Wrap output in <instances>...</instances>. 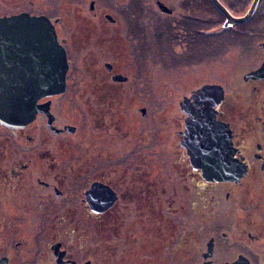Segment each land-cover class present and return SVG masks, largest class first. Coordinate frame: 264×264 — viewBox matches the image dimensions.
Returning a JSON list of instances; mask_svg holds the SVG:
<instances>
[{
  "label": "flooded vegetation",
  "instance_id": "obj_1",
  "mask_svg": "<svg viewBox=\"0 0 264 264\" xmlns=\"http://www.w3.org/2000/svg\"><path fill=\"white\" fill-rule=\"evenodd\" d=\"M0 1L5 9L0 17L23 12L47 16L69 66L65 89L40 98L33 121L16 128L0 123V233L26 227L38 232L24 239L17 233L15 238L1 237L0 264H150L151 236L162 234L155 227L156 214H163L167 204L179 207L169 198L177 196L178 188L166 180L165 164L158 170L167 146L164 139L152 138L154 148H163L153 152L147 131L157 123L148 120L147 108L136 106L134 121L120 103L128 97L146 98L151 50H159L163 58L177 51L183 56L178 67L197 68L192 58L215 51V23L224 24L226 16L212 0ZM220 1L235 17L245 15L254 3ZM63 6L82 7L73 19L84 22L83 33L73 31L70 20L53 9ZM222 33L227 46L230 38L240 42L238 68L226 72L220 83L224 96L217 104L212 103L214 95L197 93L216 82L180 96L174 149L181 152L178 165L191 181L195 214L202 200L201 227L209 233L199 251L201 261L264 264V0H258L250 19L224 27ZM136 79L140 91L136 86L130 96L126 88L130 84L135 90ZM69 88L70 100L79 102L82 112L55 110ZM190 115L192 123L218 129L223 163L237 179L203 177L186 146L197 139L196 127L194 132L187 129ZM198 218L186 221L191 231L198 229ZM33 222L41 223L32 228ZM171 225L183 228L176 218ZM151 226L158 234H151ZM34 238L48 240L47 254H25V248L36 246ZM124 244L129 255L117 256ZM19 247L24 249H14Z\"/></svg>",
  "mask_w": 264,
  "mask_h": 264
},
{
  "label": "rangeland",
  "instance_id": "obj_2",
  "mask_svg": "<svg viewBox=\"0 0 264 264\" xmlns=\"http://www.w3.org/2000/svg\"><path fill=\"white\" fill-rule=\"evenodd\" d=\"M89 2L86 5V14H89ZM6 3V2H5ZM12 4V3H10ZM59 14L66 16V20H70L69 24L72 26L73 31H77L78 34L83 33L84 31V22L73 19L74 17H79V10L82 7L76 6H63V7H54L53 8ZM5 9L1 6L0 1V13H2ZM85 14V13H82ZM88 15H85L87 17ZM85 20V19H84ZM86 21V20H85ZM116 28V27H112ZM216 29L220 30V33L223 32V24L220 23ZM222 29V30H221ZM110 30H113L110 28ZM84 38V35L81 39ZM77 36V41L79 45H81V40ZM80 41V42H79ZM227 41V40H226ZM228 45V44H227ZM225 47H231L234 49L231 50H215L204 52V54H199L198 56H194L192 58V63L196 64L198 62L197 68L195 65H189L187 68L183 69L182 67H178L177 63L181 61L183 58L182 55L178 54L177 51H170V56L167 58H163L159 50H151L150 51V60H149V67L146 66L145 71L148 72V94L144 99L142 95L140 97H128V102L123 101L120 103L122 106V110H125V114L130 112L132 114V118L134 117V121L137 120L135 107L136 106H145L147 108V117L148 120L152 119L155 125L150 127V130L147 131V134L150 136V141L153 140L152 138H162L166 141V149L165 152L161 155V159L165 160V163H156L159 165V168H163V165L166 166V180L168 182L173 181L177 184L178 192L177 196L172 198V195H169L171 198V202L178 204L180 207V211L175 209L170 204H167L166 211L162 213H157L155 217L156 226H160V232L162 234L157 235V237L151 236L150 239V264H190L191 262H198L199 264H203L201 261V257L199 251L203 247V244L206 242L207 235L209 231H207L204 227H201V222L203 219V208H202V200L199 198V207L197 214H195L194 207L192 206V200L194 196L193 188L191 186L190 178H186L184 173L186 171L185 168H180L178 165L179 163V149L175 148L174 142V133H175V124L177 120L175 116L177 113L181 115L179 109L178 100L181 95L189 94L193 88H196L200 84L206 83H223V78H225L226 72L232 71L234 69L237 70L239 61V57L242 56V49L237 48L238 45H229ZM83 48V47H82ZM81 48V49H82ZM224 48V47H223ZM83 52V51H82ZM214 54V56L212 55ZM235 61V65L232 62ZM177 62V63H176ZM84 69L87 66H82ZM136 72V67H131ZM81 69V67H79ZM233 71V72H234ZM179 79H183L184 83H181ZM138 80L132 82L135 85V90L132 89L131 85L126 88L129 90L127 94H133V91L136 93V86L138 89V85L135 83ZM142 88V87H140ZM73 88H69L66 92V96L63 97L60 101H57L55 110L63 111L64 113H68L71 115L74 112L81 111L82 109L79 106V102L75 103L70 100L72 96ZM139 90V89H138ZM140 91V90H139ZM140 94V93H139ZM126 95V92H125ZM150 97V99H149ZM129 118V115H128ZM141 120L138 119L137 122ZM137 122H134L132 127L135 128ZM174 122V123H173ZM147 135V136H148ZM148 139V138H147ZM161 139V140H162ZM165 145V143H164ZM164 145L162 147H164ZM155 145L153 144V148ZM153 150V149H152ZM158 154L159 150L163 151V148H159L156 146L154 148ZM154 153L151 154L150 159H152ZM148 163L151 164L152 169L154 168V163L150 162L148 157H146ZM155 160H159V157H156ZM156 170V171H158ZM181 171L183 175L171 173V172H179ZM153 176L158 177V172L152 173ZM199 189V188H197ZM197 215L199 218L198 222V229L195 231H191L189 227L186 226V221ZM42 219V216H38ZM63 218V216H60ZM174 218L177 219L178 223L183 224V228L175 229L174 226L171 224L173 223ZM182 219V221L180 220ZM165 220V222H164ZM32 228H36L38 225L37 223L41 222H33ZM18 230V229H17ZM16 229L11 230L7 229L0 233V238H8L13 235L15 238L16 233L18 235L17 238H23L25 235H29L30 237H36L38 232L35 230H30L27 227L22 228L19 231ZM14 232V233H12ZM151 234H158L157 230L151 226ZM123 243L127 241L122 239ZM36 246H30L25 249H28V252L25 254L34 255V254H47L49 252V245L48 240L44 242H40L37 238L31 241ZM89 244L87 243L86 246ZM24 249V247L14 248L17 251ZM119 251L117 252V256H127V244H124L119 247ZM24 253V250H22ZM22 255V254H20ZM111 262V261H109ZM119 264V263H114ZM126 264V263H123Z\"/></svg>",
  "mask_w": 264,
  "mask_h": 264
},
{
  "label": "water",
  "instance_id": "obj_3",
  "mask_svg": "<svg viewBox=\"0 0 264 264\" xmlns=\"http://www.w3.org/2000/svg\"><path fill=\"white\" fill-rule=\"evenodd\" d=\"M212 1L227 18L223 27L246 22L258 2L254 0L245 15L235 17L220 0ZM68 67L66 50L47 16L23 12L0 17V123L16 128L33 121L38 100L65 89ZM197 93L214 95L212 103L217 104L224 96V89L220 84H207ZM191 120L190 115L187 129L194 132L195 126L197 139L186 146L192 161L202 169L203 177L237 179L239 175L229 174L223 163L225 157L219 149L222 144L218 129Z\"/></svg>",
  "mask_w": 264,
  "mask_h": 264
},
{
  "label": "trees",
  "instance_id": "obj_4",
  "mask_svg": "<svg viewBox=\"0 0 264 264\" xmlns=\"http://www.w3.org/2000/svg\"><path fill=\"white\" fill-rule=\"evenodd\" d=\"M217 11V10H216ZM220 23L216 22L215 25H219ZM222 30V29H221ZM215 41H214V46H215V50H220L221 48L227 46V42H226V38L224 36V33H220V30L216 29V33H215ZM230 45L233 46V45H239L240 42L238 40L236 41H232V39L230 38ZM190 264H199L198 262H191Z\"/></svg>",
  "mask_w": 264,
  "mask_h": 264
}]
</instances>
